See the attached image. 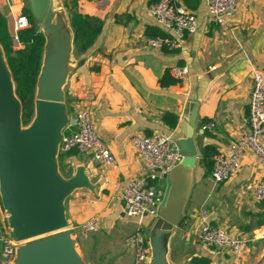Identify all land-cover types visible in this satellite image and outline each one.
Masks as SVG:
<instances>
[{"label": "crops", "instance_id": "1", "mask_svg": "<svg viewBox=\"0 0 264 264\" xmlns=\"http://www.w3.org/2000/svg\"><path fill=\"white\" fill-rule=\"evenodd\" d=\"M24 1L0 0L1 29L9 21L12 31L16 9L24 13L30 9L28 0L26 7ZM56 1L71 28L74 12L104 23L90 50L78 54L74 47L71 72L63 89L70 118L75 119L82 109L91 111L99 136L116 158V167H107L91 153L73 151L59 157V166L66 167L68 173L64 178L70 179L78 167L88 165L86 173L95 187L94 192L81 189L74 193L70 226L64 232L81 263L133 264L134 249L127 238L138 230L149 231L152 220L124 214L123 189L131 180L148 174L131 137L166 133L177 141L195 107L196 144L202 159L183 223L171 235L168 261L193 264L197 258L209 264H264V243L260 241L249 242L239 257L203 245L198 219V213L206 209L211 225L243 239L264 226V205L254 199L256 185L264 181V166L259 160L244 155L238 174L221 185L213 182L212 168H205L202 162L206 147L212 148L213 161L218 153L227 152L249 115L253 71L258 69L264 75V0H237L233 15L222 26L209 15L208 0H193L195 8L184 0L197 16L198 31L174 51L148 46L149 39L165 35L149 14L150 6L159 0ZM177 66L190 69L189 79L163 87L160 81ZM167 113L178 116L175 130L163 121ZM211 122L216 124V132H203V126ZM1 203L0 229L9 233L8 216ZM92 218L100 221V229L84 234L80 225ZM15 259L3 261L13 264Z\"/></svg>", "mask_w": 264, "mask_h": 264}, {"label": "water", "instance_id": "2", "mask_svg": "<svg viewBox=\"0 0 264 264\" xmlns=\"http://www.w3.org/2000/svg\"><path fill=\"white\" fill-rule=\"evenodd\" d=\"M54 1L28 0L46 39L35 118L28 127H23L22 103L0 45V198L10 239L21 245L33 241L18 248L13 264H82L64 232L70 226L74 193L95 190L86 173L88 165L78 167L70 179L60 172L63 130L76 122L68 114L63 90L71 72L74 32L66 15L55 21ZM186 121L188 127L177 139L184 159L166 176L159 217L148 235L149 264H170V238L184 220L202 159L196 144L195 107ZM0 264H6L2 258Z\"/></svg>", "mask_w": 264, "mask_h": 264}, {"label": "built area", "instance_id": "3", "mask_svg": "<svg viewBox=\"0 0 264 264\" xmlns=\"http://www.w3.org/2000/svg\"><path fill=\"white\" fill-rule=\"evenodd\" d=\"M207 5L213 22L222 26L233 15L237 0H208ZM149 14L165 34L148 40V46L152 49L178 50L188 36L198 31L197 16L186 7L184 0H159L150 6ZM31 27L27 16L13 18L12 36L19 42V34ZM170 73L178 82L187 81L190 77L188 67H173ZM253 81L249 115L245 119L240 136L230 144L227 152L218 153L214 158L211 178L218 185L229 182L238 174L242 157L246 154L255 156L264 166V75L260 70L253 71ZM75 121L74 125L63 130L59 157L67 156L73 151L91 153L99 164L116 167V158L99 136L92 112L88 109L80 110ZM202 130L214 134L216 124L207 123ZM131 144L148 168V174L146 177L131 180L123 189L121 200L124 204V214L129 218L158 219L166 188L162 183L167 182L166 176L181 164L184 155L177 141L166 133H155L152 136L136 134L131 137ZM254 199L264 205V181L256 185ZM209 216L210 213L206 209L198 213L201 222L200 241L205 246L239 257L243 255L249 242L264 243V226L254 232L252 237L243 239L228 230L211 225ZM80 229L84 234L95 233L100 229V221L92 218L80 226ZM127 243L134 249L133 264L150 263L152 250L148 237H145L141 230L128 237ZM20 245L10 239L9 233L7 236L0 235V258L11 262Z\"/></svg>", "mask_w": 264, "mask_h": 264}, {"label": "trees", "instance_id": "4", "mask_svg": "<svg viewBox=\"0 0 264 264\" xmlns=\"http://www.w3.org/2000/svg\"><path fill=\"white\" fill-rule=\"evenodd\" d=\"M192 1L193 0H188V5L192 8H195V6H192ZM28 10L31 13V10L29 8H27L26 11ZM26 11H25V15H26ZM71 25L75 33L74 35L75 52L78 54H84L88 50H90L98 40L99 36L102 33L104 23L98 18L90 17L88 15H83L78 12H74L71 15ZM0 28H2V24H0ZM45 44H46V39L44 34L37 31L30 38L31 48L26 50L24 53L28 61V65L26 68V72L28 76V85L29 87L30 85H32L33 89H35L37 83V77L39 76L40 73ZM160 83L163 87H169L178 84L179 82L173 77H171L170 72H166L165 76L162 78ZM163 121L171 130H175L178 126V116L175 114H171V113L165 114V116L163 117ZM213 157L214 154L212 152V148L206 147L203 151V161H202L205 168L209 169L211 167L213 169V164H214ZM192 262L193 264H209V261H206L204 259H197V258H194Z\"/></svg>", "mask_w": 264, "mask_h": 264}, {"label": "rangeland", "instance_id": "5", "mask_svg": "<svg viewBox=\"0 0 264 264\" xmlns=\"http://www.w3.org/2000/svg\"><path fill=\"white\" fill-rule=\"evenodd\" d=\"M23 5L24 7L28 6V3L26 2V0L24 1ZM21 15L27 16L30 19L31 24H32L31 29H29L25 33L19 34L20 41L17 42L12 36V33H11L12 31H10L9 29L10 28L9 21L6 22L5 27L3 29L0 28V45L4 51V55H5V59L8 64V67L12 73L16 96L22 103L23 127H28L35 118V101H36L37 83H36L35 89H33L32 85H30V87L28 85V76L26 72L28 61L24 53L26 50L31 48V45H30L31 36L35 34L37 31L40 32L41 27L39 25V22L35 19V17L33 16L32 13H30L29 10L26 11V15H25L24 10L20 12L19 10L16 9L14 16L19 17ZM41 67H42V64H41ZM40 72H41V69H40ZM38 77H37V80H38ZM60 169H61L63 176L68 175L66 167L61 166ZM166 184L167 182L163 181L162 186H165ZM156 221L157 219L152 220V224H151L152 226L149 229V231L143 232L145 237H148V235L151 233ZM83 224H81L80 226H82ZM0 235L1 237L4 235L7 236L8 232L5 229H0ZM31 242L33 241L26 242L22 245L30 244ZM22 245H20L19 247H21ZM1 248H3V245H1Z\"/></svg>", "mask_w": 264, "mask_h": 264}, {"label": "bare ground", "instance_id": "6", "mask_svg": "<svg viewBox=\"0 0 264 264\" xmlns=\"http://www.w3.org/2000/svg\"><path fill=\"white\" fill-rule=\"evenodd\" d=\"M53 13L55 15V21L57 20V18H59V17L64 18V16H65V12H64L61 4L56 0L53 2Z\"/></svg>", "mask_w": 264, "mask_h": 264}]
</instances>
